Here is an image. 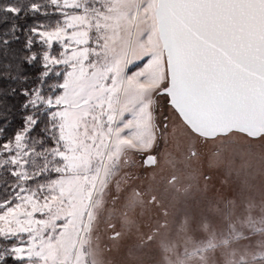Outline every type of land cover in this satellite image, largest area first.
<instances>
[{
    "label": "snow or ice",
    "instance_id": "1",
    "mask_svg": "<svg viewBox=\"0 0 264 264\" xmlns=\"http://www.w3.org/2000/svg\"><path fill=\"white\" fill-rule=\"evenodd\" d=\"M0 14L4 24L33 18L0 27V264H101L93 233L105 197L132 154L157 163L147 153L168 132L162 99L197 139L243 137L249 154L264 149V0H27ZM16 97L22 118L9 135L4 101ZM137 202L138 192L129 206ZM237 207H226L225 230L186 236L174 262L176 245L161 241L168 264L217 254L222 264H264V239L241 243L264 237V208L254 216L249 200L234 218Z\"/></svg>",
    "mask_w": 264,
    "mask_h": 264
},
{
    "label": "rangeland",
    "instance_id": "2",
    "mask_svg": "<svg viewBox=\"0 0 264 264\" xmlns=\"http://www.w3.org/2000/svg\"><path fill=\"white\" fill-rule=\"evenodd\" d=\"M137 64L143 66V62ZM136 70L132 66V71ZM165 105L162 99L168 132L159 147L152 150L157 163L146 166L142 155L132 154L134 165L122 168L105 197L93 233V246L101 264H168L161 241L176 245L174 252L167 253L174 262L176 253L184 251L186 236L201 241L208 235L205 225L215 231L227 228L224 213L230 202L238 206L234 218L244 213L249 200L255 203L252 214L262 215L264 149L257 144L249 154L243 137H234L227 145L197 139ZM190 150L198 155L189 159ZM173 177H177L175 182H171ZM137 192L142 194L143 203L129 206ZM153 196L157 204L149 203ZM165 222L167 227L160 229L154 241L146 243L147 236ZM116 232L121 233L119 238H113ZM248 232L245 229V234Z\"/></svg>",
    "mask_w": 264,
    "mask_h": 264
},
{
    "label": "trees",
    "instance_id": "3",
    "mask_svg": "<svg viewBox=\"0 0 264 264\" xmlns=\"http://www.w3.org/2000/svg\"><path fill=\"white\" fill-rule=\"evenodd\" d=\"M27 0H0V5H7L9 3H26ZM2 15V14H0ZM11 16V14H9ZM36 19H43V17H36ZM17 23L21 26H28L31 25L33 22V18L31 16H23L20 17H11L7 24H4L2 21H0V27L7 28L11 23ZM20 45H13V50L19 49ZM8 55L9 59H11V54ZM3 86V85H0ZM15 86V85H12ZM22 100V97H16L14 100L9 98L4 101L5 105L9 108H11L13 115L9 117L10 120H12L11 126L7 129L8 134L11 135L16 128L20 126L21 123V113L19 110L20 101ZM8 179H11V177H8Z\"/></svg>",
    "mask_w": 264,
    "mask_h": 264
},
{
    "label": "crops",
    "instance_id": "4",
    "mask_svg": "<svg viewBox=\"0 0 264 264\" xmlns=\"http://www.w3.org/2000/svg\"><path fill=\"white\" fill-rule=\"evenodd\" d=\"M248 234H249V232L246 233V235H248ZM261 239H264V237H261L259 235H255V236H250V239L249 240L242 241L241 243L255 245L256 242L259 241V240H261ZM222 261H223V257L220 256L219 254H217L214 257V261H210V264H222Z\"/></svg>",
    "mask_w": 264,
    "mask_h": 264
},
{
    "label": "flooded vegetation",
    "instance_id": "5",
    "mask_svg": "<svg viewBox=\"0 0 264 264\" xmlns=\"http://www.w3.org/2000/svg\"><path fill=\"white\" fill-rule=\"evenodd\" d=\"M147 154H152V155H154V153H153V152H151V153H147ZM147 154H145V155H147ZM141 158H143V157H141ZM143 161H144V159H143Z\"/></svg>",
    "mask_w": 264,
    "mask_h": 264
}]
</instances>
